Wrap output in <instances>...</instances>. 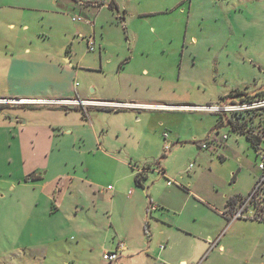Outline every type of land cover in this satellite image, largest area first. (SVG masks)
Here are the masks:
<instances>
[{"label":"rangeland","instance_id":"rangeland-1","mask_svg":"<svg viewBox=\"0 0 264 264\" xmlns=\"http://www.w3.org/2000/svg\"><path fill=\"white\" fill-rule=\"evenodd\" d=\"M12 2L0 0V90L7 93L12 88L5 98H54L50 87L45 89L48 94H33L29 85H23L29 91L18 95L6 75L11 59H35L40 49L47 74L76 98L128 92L140 93L151 103L199 106L214 103L225 92L228 95L219 101L233 99L241 90L244 99H264L259 94H264V0ZM99 8L102 13L94 18V28L71 18ZM92 35L94 51H88L85 39ZM120 64L125 72L118 75ZM0 112V188L4 191L0 192V264H117L103 258L121 240L125 248L124 237L112 231L111 219L122 227V219L134 223L139 214L126 204L125 196L130 197L137 186L128 187L130 168L119 164L122 161L135 170L159 161L168 178L181 186L218 187L228 186L229 172L240 164L236 187L251 183L246 161L255 163L254 156L243 136L236 146L231 132L228 143L236 148L225 160L198 144L219 125L217 116L209 112L102 110L98 117L85 119L81 108L29 101L0 104ZM243 115L253 132L263 129L264 109ZM227 128L220 127V132ZM94 133L101 141L104 137L111 146L108 152L118 162L92 155L98 151ZM85 176L94 183L89 185ZM120 177L125 196L112 208L108 195L98 191L116 185ZM42 183H48V191L55 188L49 198L41 191ZM165 183L151 173L145 190L154 184L156 192ZM147 211L142 234L134 238L155 257L159 241L152 224L157 215ZM148 263L145 259L142 264Z\"/></svg>","mask_w":264,"mask_h":264},{"label":"crops","instance_id":"crops-1","mask_svg":"<svg viewBox=\"0 0 264 264\" xmlns=\"http://www.w3.org/2000/svg\"><path fill=\"white\" fill-rule=\"evenodd\" d=\"M11 1H13L12 3H14V5H17L19 3L23 4L29 0ZM35 1L42 2L43 0ZM100 8L93 10L92 12H88L87 14L89 15H85V17L80 14L79 15L93 22L92 26L87 23L85 24L94 28V18L97 17L98 19V16L102 13V9L100 10ZM121 18L124 19V16ZM26 52L29 53V49H26ZM40 52V49H37L36 55H38V57H34L35 59L32 60L29 58H14L10 60L6 75L8 76V79L15 83L18 95L24 91H29L28 88L23 86L29 85V89L33 94H48L49 92L45 89L50 87V90L55 95L53 96L54 98H50L51 100H68L76 98L70 94L71 90H68L67 88L64 89L59 86L56 82H54L53 77L47 74L48 66L46 61L43 60L45 54L42 55ZM65 60L68 61L67 59ZM126 62L128 63L129 61L127 60L125 63ZM123 64L119 65V69H117L115 74L120 75L125 72V66ZM69 66H71V63H69ZM144 73H146L145 70ZM11 89L12 88H10L7 93L0 90V99L43 100L32 99L29 97L5 98L4 95L11 94ZM237 93L242 94H235L231 97L239 99L245 94L241 90ZM259 94L264 95L262 92H259ZM225 95H228V93L225 92L223 94H219L215 102L219 101L220 97ZM135 96L125 92L124 95L111 96L108 98L84 97L78 99H90L93 101H108L116 103H133L144 105L143 108L88 106L90 111L87 113L86 108L88 107L84 109V107L81 106H63L71 109L81 108L85 119L90 118L91 115L98 117V111L102 110L105 112L119 113L126 109L180 110L191 107L186 104L170 105L147 102L144 96L140 93H137ZM216 116V121L218 122V115ZM11 119H7V124L10 126L13 125V121ZM222 120L224 122V119ZM19 124L23 125L24 121ZM222 126L226 127L224 123H222ZM220 127L217 125L214 126L211 128L208 135L213 136L216 132L220 133ZM227 129L228 130L226 132L221 133H227L228 139L223 141L220 145L209 149V151L218 153L217 155H219V159L225 160V157L228 154L233 153L234 148H236L235 145H239V138L243 136L246 141L249 142V147L252 149L255 162L251 164L246 161V165L250 168L251 174V183L246 188L236 187L237 175L242 169L240 164L235 171L229 172L228 175L230 178H228V186H231V188L226 189L228 186L223 185V183H220L221 185H219V187L209 184L193 186L188 184L187 186H181L175 179L168 178L167 168L161 166L159 161L155 163L156 166H153L148 162V165L146 164L144 169L140 171V173L145 176V179L142 181V186H139L135 182V176L139 173V170H135L134 166L130 163L124 161L119 162V164H122L128 169L130 168V172L126 171V178H132L130 184L126 183L128 184V187L136 185L139 189L136 187L135 192H133L130 197H126L122 192V189L124 188V185L122 184L123 178L120 177L115 180L116 185H104L105 187H102L98 193H106L108 195L107 200L112 208H114V204L119 198L125 196L127 201L126 204L136 207L139 210V214L134 223L133 220L131 222L128 220L127 223V220L122 219V227H117L118 225L115 223L114 218L111 219L112 231L116 235L124 237L125 241V248L120 251L119 259L115 261L117 264H142L145 259L149 261L148 264H153L156 260L162 262V264H213L217 261H222V264H264V223L247 219L231 220L228 219L227 216L223 215V212L231 207L232 202L236 198L244 196L250 191L258 174L255 161V150L252 147L250 140L245 134L233 131L236 135L233 141L236 144H230L228 142L232 137V130L229 128ZM94 134L95 144L98 151L91 152L92 155H94V157L100 156L101 158L112 159L118 162L117 158L108 152L107 149H110L111 146L108 145L106 141L104 142V137L101 141V139L96 136V133ZM86 154H89V152ZM237 159L241 162L240 157ZM85 172H88V167L85 168ZM151 173L158 174L163 181H166L165 185L161 186V188L156 192L153 190V188L156 187L154 184L152 188L149 187L147 188V191L145 190ZM85 180L89 185L94 183L92 178L89 176H85ZM169 180H173L174 182L168 183ZM172 184H174V186ZM11 185H13L11 186V189H14L16 186L15 183L12 182ZM47 186L48 183H42L40 188L42 193L49 198L50 193H52L55 188L53 187L50 191H48L46 189ZM108 186H111V189H108ZM0 192L3 193L4 191L0 188ZM147 210H149L150 216L153 212L157 215L152 224L154 230L157 231V241H159L158 247L156 246L157 251H155V257L151 250L144 252L142 246L138 244L134 238L135 236L138 235L139 237L142 234L141 225L145 219V214L148 213ZM146 226H149L148 221L145 222V227ZM160 245H163L162 249L159 248Z\"/></svg>","mask_w":264,"mask_h":264},{"label":"built area","instance_id":"built-area-1","mask_svg":"<svg viewBox=\"0 0 264 264\" xmlns=\"http://www.w3.org/2000/svg\"><path fill=\"white\" fill-rule=\"evenodd\" d=\"M72 20L75 22H84L89 24L90 26L93 25V22L89 21L80 15L72 16ZM81 37V36H80ZM86 46L88 51H94V42L93 36L86 37ZM38 102V103H54L59 105H74V106H81L84 109L88 106H104L110 108H143L144 105L140 104H133V103H116V102H108V101H93V100H81V99H68V100H10V99H0V104L3 103H22V102ZM190 109L198 110V111H205L216 115H221L224 119V122L227 118H231L233 115L243 114L250 111H258L264 109V99H244L240 97L239 99H222L215 103H209L205 105L199 106H191L188 107ZM229 128V126H227ZM230 129V128H229ZM245 135L249 136H259L260 142L258 143L257 147L254 148L255 150V161L256 167L258 170V174L254 181V184L250 191L244 195L236 198L231 207L228 210L223 212V215L227 216L228 219L235 220V219H247V220H254L258 222L264 223V127L261 131L253 132L250 127V124L246 126ZM163 137L167 138V133H163ZM228 139L227 133H219L216 132L213 136H207L205 141H202L200 147L202 149H212L218 145H220L223 141ZM165 149H168V143L165 145ZM145 165L142 168H137L140 171L144 169ZM191 168V165L187 167V170ZM174 182L173 180H169L168 183ZM111 189V186L107 187ZM124 244L122 241H119L117 248L114 251L107 252L103 254V258L110 262L117 261L120 256V251L123 249ZM160 249L163 248V245L159 246Z\"/></svg>","mask_w":264,"mask_h":264},{"label":"trees","instance_id":"trees-1","mask_svg":"<svg viewBox=\"0 0 264 264\" xmlns=\"http://www.w3.org/2000/svg\"><path fill=\"white\" fill-rule=\"evenodd\" d=\"M237 94L239 95L242 93H236V95ZM218 118H219V120H218L219 125H217L218 127L222 126V123H224L226 126H229V128L232 131H236V132L245 134V131H246L245 128H246L247 124L245 123L246 120H245V116L243 114H238V116L234 117L235 119L233 117L227 118L225 122H223V120H222L223 117L221 115L220 116L218 115ZM246 136L250 140L252 147L256 148L258 143L260 142L259 136L258 135H256V136L246 135ZM198 144H201V142ZM144 179H145V176L142 173H138L135 176V182L139 186H142V181Z\"/></svg>","mask_w":264,"mask_h":264}]
</instances>
